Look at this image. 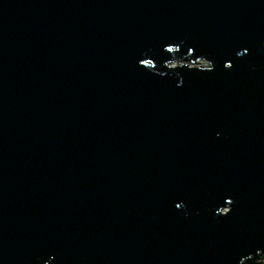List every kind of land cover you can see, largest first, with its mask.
<instances>
[{
    "label": "water",
    "instance_id": "95a60500",
    "mask_svg": "<svg viewBox=\"0 0 264 264\" xmlns=\"http://www.w3.org/2000/svg\"><path fill=\"white\" fill-rule=\"evenodd\" d=\"M0 264H264V0H0Z\"/></svg>",
    "mask_w": 264,
    "mask_h": 264
},
{
    "label": "snow or ice",
    "instance_id": "6c2138e0",
    "mask_svg": "<svg viewBox=\"0 0 264 264\" xmlns=\"http://www.w3.org/2000/svg\"><path fill=\"white\" fill-rule=\"evenodd\" d=\"M166 51L170 52V53H174V52H178L179 48L178 47H174V46H169V47H167ZM189 51H190V54H191L192 49H190ZM245 51H247V50H245ZM240 54L243 55L244 53H240ZM139 64L141 66H143L144 68H146V69L155 67V65L153 64V59H149V58L140 59L139 60ZM225 67L226 68H231V67H233V65L231 63H227V64H225ZM202 70L212 71L213 68L212 67H208V68H203ZM225 195H227V194H225ZM226 203L229 204V205H232L234 203V201L232 199H228V200H226ZM176 207L179 208V207H181V205L180 204H176ZM231 211H232V208L230 209V212ZM227 214H229V213H227ZM227 214H225V215H227Z\"/></svg>",
    "mask_w": 264,
    "mask_h": 264
},
{
    "label": "rangeland",
    "instance_id": "374dc122",
    "mask_svg": "<svg viewBox=\"0 0 264 264\" xmlns=\"http://www.w3.org/2000/svg\"><path fill=\"white\" fill-rule=\"evenodd\" d=\"M201 66H204V67H205V66H206V64H205V63H202V64H201Z\"/></svg>",
    "mask_w": 264,
    "mask_h": 264
}]
</instances>
